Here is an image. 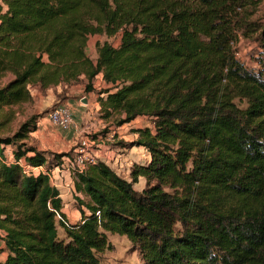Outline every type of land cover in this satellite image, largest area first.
<instances>
[{
  "label": "trees",
  "instance_id": "1",
  "mask_svg": "<svg viewBox=\"0 0 264 264\" xmlns=\"http://www.w3.org/2000/svg\"><path fill=\"white\" fill-rule=\"evenodd\" d=\"M0 119L39 91L101 76V119H137L131 147L147 162L130 181L97 162L74 174L80 220L67 222L47 177L6 165L62 167L23 142L37 117L0 138V264H102L107 234L126 237L141 264H264V23L259 0H3ZM85 54L91 36L111 38ZM258 47L257 67L235 46ZM3 109H9L3 112ZM1 122L0 127L8 124ZM128 146V145H127ZM139 178L145 188L134 189ZM82 195L78 197L77 194ZM59 217V219H58ZM58 227L62 230L59 235Z\"/></svg>",
  "mask_w": 264,
  "mask_h": 264
},
{
  "label": "rangeland",
  "instance_id": "2",
  "mask_svg": "<svg viewBox=\"0 0 264 264\" xmlns=\"http://www.w3.org/2000/svg\"><path fill=\"white\" fill-rule=\"evenodd\" d=\"M261 2L263 4L258 6L255 19H260L264 23V0H261ZM105 41L114 47H118L120 34L111 38L104 36L89 37L85 48L86 56L95 61L97 57L96 45ZM235 51L237 58L249 68L257 67L255 61L258 56V47L252 41L242 40L235 46ZM85 85L86 81L82 80L76 85L70 87L59 86L48 92L31 88L32 101L11 108L13 116L10 121L0 119V123L8 121L7 125L0 127V138L12 136L21 123L34 116L38 118L37 130L31 133L23 143L27 147H34L38 151L43 152L48 159H52V155L57 154H67L66 158L63 159L64 161H67V157L72 159L76 156L80 136H75L72 131L65 132L58 129L47 120V115L52 109L59 106H68L72 115L75 113L77 115L76 122L83 131L80 134L89 133L88 138L98 151V162L106 164L119 177L130 181L131 168L134 165L147 162L144 149L129 146L130 143L136 140V135L132 131L138 127H144L148 123L145 119H137L120 128L111 126L108 122L101 119L99 105L96 106L98 93L108 86L104 84L101 76L93 79L92 92L86 93ZM8 110L3 109V112ZM6 150H8V154L10 152L13 153L12 147H8ZM73 174L71 175L70 173L63 180V184H69L72 189L71 194L63 198V212L68 223L78 222L80 216L77 210ZM62 175H60L61 179ZM133 187L136 191L141 192L145 188V183L141 180V184L137 182ZM76 194L78 197L82 196L78 193ZM58 232L62 236L63 232L59 227ZM107 240L112 248L99 255L102 264H141L138 252L134 250L126 237L107 234Z\"/></svg>",
  "mask_w": 264,
  "mask_h": 264
},
{
  "label": "built area",
  "instance_id": "3",
  "mask_svg": "<svg viewBox=\"0 0 264 264\" xmlns=\"http://www.w3.org/2000/svg\"><path fill=\"white\" fill-rule=\"evenodd\" d=\"M48 122L61 129L63 131H72L75 136L79 137L78 150L73 162L66 163L62 167L48 168L47 166H32L26 163L24 160H17L12 152L5 154V160L2 161L6 165H16L21 168L22 173L26 176H45L48 178L52 187L59 191L57 198L63 201L66 195L71 194V186L69 184H63L64 177L74 173H81L87 166L98 162L97 148L90 142L88 132H84L80 129L78 123L74 119L72 112L68 106H59L52 109L47 115ZM62 175V179L60 175ZM66 174V175H65ZM73 174V175H74ZM64 190V191H62ZM59 219V217H58Z\"/></svg>",
  "mask_w": 264,
  "mask_h": 264
},
{
  "label": "crops",
  "instance_id": "4",
  "mask_svg": "<svg viewBox=\"0 0 264 264\" xmlns=\"http://www.w3.org/2000/svg\"><path fill=\"white\" fill-rule=\"evenodd\" d=\"M261 4H263V3L261 2V0H259V5H261ZM0 9H1L2 11L5 10V6H4V4H3V0H0ZM48 91H49V90H47L46 92H48ZM96 106H98V103H96ZM97 110H98V108H97ZM73 117H74V119L77 121V115H76V113L73 115ZM138 128H142V127H138ZM138 128H137V129H138ZM5 153L8 154V150H6ZM146 158H147V159L149 158L147 154H146ZM141 180H143L144 183H145V179H144V178H139V179H138V184H141ZM79 220H80V216H79V218H78V221H79ZM76 222H77V221H76ZM76 222H74V223H70V224H75ZM2 237H3V234H0V262H3V261L6 259V257H7V252L4 251L5 246H4V242L2 241Z\"/></svg>",
  "mask_w": 264,
  "mask_h": 264
}]
</instances>
